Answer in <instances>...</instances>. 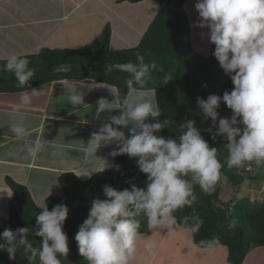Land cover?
I'll list each match as a JSON object with an SVG mask.
<instances>
[{"label":"clouds","instance_id":"obj_1","mask_svg":"<svg viewBox=\"0 0 264 264\" xmlns=\"http://www.w3.org/2000/svg\"><path fill=\"white\" fill-rule=\"evenodd\" d=\"M194 7L198 13L195 26L208 29L209 43L215 46L212 55L233 87L222 95L197 98L202 122L211 121L207 128H198L194 119H186L179 124V137L165 138L156 133L175 125L176 121L156 119L162 115L156 92L146 90L153 79L152 72L157 68L155 61L145 63L143 55L137 53L138 63L105 66L106 72L119 70L129 74L126 80L129 91L120 102L121 114L110 117V122L102 123L98 131L90 134L83 148L85 159L93 160L102 146L115 144L110 155L135 158L139 171L146 174V181L144 187H138L128 180L129 187L123 190L104 185L105 198L91 200L87 218L79 225L74 237L79 254L88 264H130L138 245H142L147 256L155 255L157 241L140 231L139 217H146L150 228L163 226L171 234L176 225L174 213L195 202V186L210 195L219 182H227L221 171L224 164L218 157V149L210 146L202 132H207L213 141L217 137L226 141L229 169H243L249 162L264 164V0H196ZM29 63L27 57L13 53L7 57L2 69L11 72L19 86L25 88L26 82L35 75ZM171 78L165 77V82ZM106 87L116 99L119 98L118 89ZM40 92H22L20 104L31 105ZM67 102L74 107L83 105L84 97L77 91L69 95ZM221 104L231 110L230 116L220 115ZM112 109H115L112 102L100 98L95 116ZM149 118L156 122H146ZM121 126L128 128L127 136L120 130ZM9 131L21 141L31 135L22 115L10 125ZM47 144L43 138H38L34 142H25L22 150L26 157L35 159L46 150ZM108 166L105 164L103 170ZM115 170L119 171L120 165H115ZM93 172L96 171L88 170L77 176L90 178ZM40 207L32 229L35 236L41 238L39 247H34L28 240L27 227L5 228L0 233V241H3L0 251H6L10 260L15 259L21 249L30 264L37 259L39 264H61L60 257H67L68 237L63 231L67 206L55 204L49 210L44 202ZM184 220L187 223L189 217ZM191 220L189 231L195 235L204 221L199 216L191 217ZM236 225L237 221L232 219L227 227L231 230Z\"/></svg>","mask_w":264,"mask_h":264},{"label":"trees","instance_id":"obj_2","mask_svg":"<svg viewBox=\"0 0 264 264\" xmlns=\"http://www.w3.org/2000/svg\"><path fill=\"white\" fill-rule=\"evenodd\" d=\"M119 1L137 3L144 0ZM150 1L158 4V11L136 46L111 50L109 24L104 26L99 37L86 45L76 48L42 46L35 53L21 54L30 61L29 68L35 70V75L26 82L25 88L19 86L11 72L2 69L6 59H0V91H23L53 80L90 79L114 86L119 90L118 100L121 102L128 95L126 80L129 74L119 70L109 73L105 71V66L126 62L138 63L136 56L139 53L143 55L145 63L155 61L157 65L156 70L152 72L153 79L146 86L148 91L155 90L162 111V115L156 119L176 121L175 125L162 128L158 136L176 139L180 135L179 124L186 119H194L198 128H207L211 121L202 122V117L198 114L197 98L206 99L210 94L222 95L225 90L230 91L233 87L231 80L212 55L215 47L213 44L208 56H202L192 47L188 17L183 7L185 0ZM165 77L172 78L165 82ZM202 135L210 146L218 149V157L224 164L221 171L227 177L226 184L241 186L248 182L257 188L261 187L264 173L246 168L229 169L226 165V141L221 137L213 141L207 132H202ZM115 165H120L119 171L115 170ZM128 180H132L138 187H144L146 174L139 171L136 159L127 155L114 157L110 168L97 171L84 180L79 179L72 171L58 176L62 194L50 196L45 202L49 210L55 204H64L68 208L63 231L68 237V255H73L72 264H88L79 254L74 237L79 225L87 218L91 200L105 198L102 192L104 185L112 186L116 190L128 188L129 184L126 183ZM7 183L12 190V198L8 204L7 217L0 218V233L5 228L15 230L27 227L28 240L34 247H39L41 238L35 236L32 229L35 227L41 205L34 203L24 185L10 178L7 179ZM223 183L225 182H219L210 195L203 193L199 186H195L196 200L193 205L177 210L174 216L177 225L187 229L192 223L191 217H201L204 224L198 233L192 234L194 243L201 248L225 245L228 251L227 264H241L253 248L264 247V200L252 202L244 197L233 203L222 202L220 192ZM185 217H189L187 223ZM139 219L140 231L148 233L147 218L141 216ZM232 219L237 221V225L230 230L227 225ZM202 241L204 243H201ZM66 258L60 257L61 264H65ZM0 264L30 262L21 249L17 251L13 260L9 259L6 251H0ZM31 264H39L38 259Z\"/></svg>","mask_w":264,"mask_h":264},{"label":"crops","instance_id":"obj_3","mask_svg":"<svg viewBox=\"0 0 264 264\" xmlns=\"http://www.w3.org/2000/svg\"><path fill=\"white\" fill-rule=\"evenodd\" d=\"M195 3L196 0H185L183 3V7L190 23L191 42L197 53L203 56H208L211 47L207 35L208 29H201L194 26L192 23L194 17H196V20L198 21V13L194 7ZM157 11L158 5L150 0H144L137 3H131L128 1L120 2L119 0H0V30L12 26L13 21H9L8 18L13 19L15 23L19 26H24L26 29L33 25H39L35 22L43 20L44 23L42 24L49 25L50 30L54 32V34H59L58 31H60L64 23L68 24L71 22L77 27L73 30L69 27L68 33L71 34L75 32L80 36L77 41L72 42L71 44L78 45L80 43V45H82L85 43L86 32L82 34L80 22L87 23L88 21H97L99 27L96 28V34H100L103 27L109 24L113 31V43H111V47L113 49H123L135 46L140 41L141 36L156 15ZM79 28L80 34L82 35L79 34ZM117 28H120L123 37L128 35L125 37L126 40H128L126 43L124 42L123 44H120L115 41V30ZM194 30L198 32L195 34ZM16 42H14V45ZM20 44L22 48L25 44L26 46L29 45V43L24 42H21ZM35 44V46H37V43ZM42 44H44L43 46L50 47L48 44L45 45L46 43L38 42V45ZM39 49H37V51ZM13 53L17 54L21 53V51L12 52L11 54ZM26 53L28 54V52ZM74 80L76 79L53 80L27 90H35L47 84H70V82H73ZM86 80L90 79L76 81L83 82ZM65 88L66 85L61 87L58 92L52 94L53 97H58ZM27 90L0 91V218H5L7 216L8 204L12 198V190L8 186L7 179L13 178L14 181H16V175L18 172L22 171L20 168L24 167V165H29L30 167L38 166L42 169L50 168L51 165L49 164L48 158L53 154V157H59L57 161H59L58 165L61 167V170H59L61 174V171L66 172L68 169H74V167H66L64 164V158L79 159L82 164L86 163L88 165H94L95 160L100 162L101 160H104L103 158L107 157V163L109 165L107 169L110 168L114 162V157L112 161L108 162L110 160L109 156H111L110 153L113 150L109 149V146H102L98 149L96 153L97 157L93 160H86L84 152L80 154V149H71V151L65 150L68 148L69 139L88 141L90 134L98 131L99 127L97 125L100 124L101 121L96 120L92 116L73 119L75 118L73 115L76 114L75 108L53 113L54 111L49 108L42 107V115L34 114L31 109L26 110L19 102L21 93ZM91 98L93 102H97L100 98H105L109 102H112V106L116 105L115 107H117V109L118 105H120L118 98L116 99L108 88L105 90L101 89L99 94L91 96ZM38 106L39 108L41 107L40 105ZM21 115L24 117L27 126L31 129V135L27 137L25 141L30 143L38 138H43L48 142L46 150L35 159L26 157L25 152L22 150L24 141L16 139L9 131L10 125L16 123ZM61 119H63L65 123L56 124L55 126L57 127L54 130L53 127L49 130L50 126L46 124L47 121L53 122ZM74 120L76 123L73 122ZM153 122H156V119H154ZM85 131H87L88 135H85ZM64 136L66 140L65 149H62L63 146L60 145L61 143L59 144V142H56ZM60 160L63 161L60 162ZM19 175H21V172ZM176 226L184 230L186 233L176 231V235L174 234L176 237H169L166 235L167 228L160 230V234H154V232H151L153 233L152 236L157 235V239L155 240L157 241L155 255L147 256L142 245H138L137 254L131 261V264H227L228 251L225 245H217L212 248H200L194 245L193 240L191 239L192 234L191 232H188L189 229L182 228L177 225V223ZM148 236H151V234ZM177 241H181L180 243L182 245L177 246ZM183 244L185 245L184 247ZM159 254L161 257L158 256ZM146 256L149 257L148 260H145V258H147ZM242 264H264V247L258 246L253 248L246 255Z\"/></svg>","mask_w":264,"mask_h":264},{"label":"rangeland","instance_id":"obj_4","mask_svg":"<svg viewBox=\"0 0 264 264\" xmlns=\"http://www.w3.org/2000/svg\"><path fill=\"white\" fill-rule=\"evenodd\" d=\"M8 20L13 21L12 26L8 27L6 29L0 30V59H7V57L12 52L21 51V53H17L19 55L27 54L26 52L34 53L37 51V49H39L41 46L44 45V44L38 45V42L46 43L45 45L48 44L51 48H62V47L63 48H76V47L86 45V44L94 41L97 37H99L101 35V33L96 34V31H97L96 28L99 27V23L97 21H91V22L88 21L87 23H81L80 22V28L82 30V34H84V32H86L85 43L82 45H80V43L78 45H73L71 43L77 41L80 38L78 33H75V32L71 33V34L68 33L69 27L72 30L77 27L74 23H71V22H69L68 24L64 23L62 28L60 29V31H58L59 34H56V33L54 34V32H52L50 30L49 25L47 26L46 24L45 25L42 24V23H44L43 20L35 22L39 25H33L27 29L24 26H19L17 23H15V21L13 19L8 18ZM196 22H197L196 17H194L192 19V23L194 26H195ZM80 28H79V34H80ZM115 32H116V40L115 41H117L120 44H123L124 42L126 43L128 41L125 38L128 35L123 37L121 32H120V28H117L115 30ZM194 32L196 34L198 31L194 30ZM82 34H80V35H82ZM112 35H113V31L110 30V49L116 50V49H113L111 47V43H113ZM129 39H130V36H129ZM14 42H16L15 45H14ZM21 42L29 43V45L26 46V44H25V46L22 48L21 44H20ZM35 43H37V46H35L36 45ZM31 44L34 46H32ZM191 44H192V42H191ZM65 46H70V47H65ZM132 47H134V46H132ZM192 47H193V45H192ZM30 48H32V49H30ZM128 48H131V47H128ZM27 49H30V50H27ZM65 85H66V88L64 89V91L58 97L57 96L53 97L52 94L58 92L60 90V88L65 86ZM106 86H110V85L102 84L100 82H94L92 80H86L83 82L74 80L73 82H70V84H68V83H66V84H61V83L60 84H49V85L47 84L45 86H41V87L35 89L36 91H41L40 94L35 96L31 105L24 106V107L26 110L31 109V111L37 115H42V107L49 108L50 110L54 111L53 113H56L57 111H66L68 109L75 108L76 114H74L75 116L73 115V117H75L73 119L87 118V117L92 116L96 120L101 121V123L97 125L98 127H100L102 125V123L110 122V117L118 116L121 114V110L119 109L120 105H118V109H117V107H115L116 105H114L112 107L115 109H112L110 111L101 112L99 117L95 116L97 102H93L91 96H95V95L99 94V91H101V89L102 90L107 89ZM79 89H81V90H79ZM77 91L82 92V95L84 97V104L74 107L70 103H68L67 100H68L69 95H71L72 93L77 92ZM149 92H151V91H149ZM38 105H40L41 107L39 108ZM54 109H56V110H54ZM218 111H219L221 116L231 115V110L227 109V107L224 104H221ZM153 120H154L153 118H149V121H146V122H153ZM73 122L76 123L75 120ZM61 123H65L63 119H61L59 121H53V122L47 121L46 122V124H48L50 126L49 130H51L52 127L54 130L57 127L55 125L56 124L58 125ZM130 127H131V125L128 126V128H130ZM128 128H124L121 126L120 130L124 131L125 135L127 136L128 135ZM85 135H88L87 131H85ZM156 135H158V133H156ZM63 138L58 139L59 141H57L56 143H58V142H59V144L61 143L60 145L63 146L62 149H65V142H66L65 136ZM69 140L70 141H69V144L67 146L68 148H66L65 150L71 151V149H80V154H82L83 148L85 146V143H87V140H85V141L84 140H78L77 141V140H73V139H69ZM25 142L26 141H24V143ZM56 147H57V145H56ZM115 147H116L115 144L109 145V149H114ZM58 159H59V157L55 158V157H53V154H52V156H50L48 158L49 164L51 165L50 168L42 169V168H39L38 166L30 167L29 165H24V167L20 168L22 170V171H20L21 175H19L20 172H18V174L16 175V178H17L16 181L18 183L24 185V187H26L28 194L32 197V199L34 200V203L37 205H42L45 202V197L48 195L49 191H50V194L46 197V199L50 196H55V195L60 196L62 194L61 187L58 183V175L60 174L59 170H61V167L58 165L59 164L58 163L59 161H57ZM103 159L104 160H101L100 162L98 160H95L94 165L93 164L88 165L86 163L82 164L79 159L64 158V164L66 165V167H71V168L74 167V169H68V170H66V172L72 171L77 176L80 173L88 171V170H93L96 172L103 170V168L105 167V164L108 165V163H107L108 158L105 157ZM109 159L110 160L108 162L112 161L113 157L109 156ZM62 161L63 160H60V162H62ZM245 168L251 169V171H253V172L264 173V164L257 165L255 162H253L252 164L248 163V165ZM104 170H107V167ZM63 172L64 171H61V173H63ZM94 173L95 172H93L92 174H94ZM78 178L81 180H84L88 177L79 176ZM261 181H264V177L262 178ZM244 197L249 198L252 202L264 200V182L262 183L260 188H257L254 186V184H250L248 182H246L245 184H243L241 186H231V185L229 186L226 183L222 184V188H221V192H220V201L233 203L236 200L242 199ZM164 228H166V227L162 226L160 228L154 229V228H150L148 226V229L150 232H148L146 234H148V235L151 234V236H148L149 239L156 240L157 235L152 236L153 233H151V232H154V234H160L161 233L160 230H162ZM176 231H179L180 233H186L184 230H182L181 228H178V226L175 225V230L171 234H169L168 230H167L166 235L169 237L175 236ZM188 232H190V231H188ZM191 239L193 240V238H191ZM180 242L181 241H177V243H178L177 246L182 245ZM184 242H185V240H184ZM193 243H194V241H193ZM194 245H196V244L194 243ZM184 246L185 245L183 244V247ZM72 256L73 255H71V254H69L67 256V258L65 260V264H72V259H73ZM158 256L161 257L160 254ZM140 257H142V256H140ZM148 258L149 257L145 258V260H148ZM243 262H244V260H243ZM130 264H131V262H130Z\"/></svg>","mask_w":264,"mask_h":264}]
</instances>
